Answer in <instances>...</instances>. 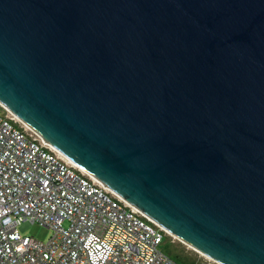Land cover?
<instances>
[{"label": "water", "instance_id": "1", "mask_svg": "<svg viewBox=\"0 0 264 264\" xmlns=\"http://www.w3.org/2000/svg\"><path fill=\"white\" fill-rule=\"evenodd\" d=\"M0 103L215 264H264V0H0Z\"/></svg>", "mask_w": 264, "mask_h": 264}, {"label": "built area", "instance_id": "2", "mask_svg": "<svg viewBox=\"0 0 264 264\" xmlns=\"http://www.w3.org/2000/svg\"><path fill=\"white\" fill-rule=\"evenodd\" d=\"M25 220L52 232L23 234ZM167 233L0 112V264H181L161 248Z\"/></svg>", "mask_w": 264, "mask_h": 264}, {"label": "rangeland", "instance_id": "3", "mask_svg": "<svg viewBox=\"0 0 264 264\" xmlns=\"http://www.w3.org/2000/svg\"><path fill=\"white\" fill-rule=\"evenodd\" d=\"M0 109H3L4 113L7 112L6 108H4L1 104H0ZM18 229L23 234L32 235L41 240H46L52 232L49 227L43 226L37 222H31L29 220L22 221L20 224H18ZM168 240L169 241H166V244H162L161 246L164 252L170 250L175 254L176 253L179 254L182 258H186V256H188L186 253H191L192 251H194L197 252V256L201 257V259L204 261L205 264H215L205 253H202L201 251L196 250L194 247L189 246L178 237L174 235L173 236L170 235ZM187 264H197V263L188 262Z\"/></svg>", "mask_w": 264, "mask_h": 264}, {"label": "trees", "instance_id": "4", "mask_svg": "<svg viewBox=\"0 0 264 264\" xmlns=\"http://www.w3.org/2000/svg\"><path fill=\"white\" fill-rule=\"evenodd\" d=\"M0 112L4 113L3 109H0ZM170 237V235L167 233L164 235L162 244H166V241H169L168 238ZM161 244V246H162ZM183 250V249H182ZM168 253V255L173 258L174 260H176L177 262L181 263V264H187L188 262H194L197 264H205L204 261L201 259V257L197 256V252L192 251L191 253H186L188 256H186V258H182L179 254H175L173 252H171L170 250L166 251Z\"/></svg>", "mask_w": 264, "mask_h": 264}, {"label": "bare ground", "instance_id": "5", "mask_svg": "<svg viewBox=\"0 0 264 264\" xmlns=\"http://www.w3.org/2000/svg\"><path fill=\"white\" fill-rule=\"evenodd\" d=\"M1 104V103H0ZM3 106V105H2ZM4 107V106H3ZM177 237V236H176ZM179 238V237H178ZM183 241V240H182ZM196 249V248H195ZM197 250V249H196ZM203 253V252H202ZM205 255V254H204Z\"/></svg>", "mask_w": 264, "mask_h": 264}]
</instances>
